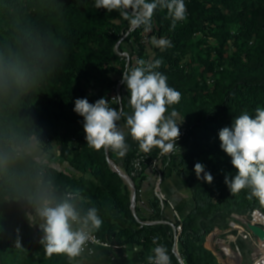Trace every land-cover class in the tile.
<instances>
[{"label": "trees", "instance_id": "1", "mask_svg": "<svg viewBox=\"0 0 264 264\" xmlns=\"http://www.w3.org/2000/svg\"><path fill=\"white\" fill-rule=\"evenodd\" d=\"M93 4L94 0H0V264H75V258L66 255H45L40 244L43 221L36 214L45 199L54 205L68 193L75 194L81 215L90 207L99 210L103 224L94 232L117 246L116 259L108 258L109 264L147 260L155 236L167 248L171 264H181L173 253L174 225L179 220L166 213L168 207L157 196L146 212L141 210V181L131 176L135 151L121 161L111 150L89 148L83 117L73 111L77 98L94 103L109 94V101L127 66V57L122 56L125 42L131 50L129 66L137 59L150 60L143 43L145 31L130 27L117 11L95 9ZM185 5L186 19L172 31L166 10L158 8L147 35L150 45L153 36L172 43L164 51L151 45V60L162 58L157 70L181 93L180 102L168 112L174 109L183 118L178 126L186 135L177 146L189 144L187 153L176 154L177 147L161 161L173 156L179 160L195 204L181 223L178 250L184 263L220 264L206 238L212 239L216 226L226 228L231 214L263 206L247 198L248 189L230 192L225 175L234 176L236 169L213 141L219 140L222 128L232 126L235 116L247 111L254 117L255 109L264 107V0H185ZM207 42L213 52L205 58L197 48ZM188 56L199 64L187 72L182 61ZM207 73L214 84L205 94L190 99L182 94L198 75ZM122 98L125 112L129 100L125 84ZM34 137L44 149L56 145L73 173L42 164L25 150ZM151 152L152 157L161 153L159 148ZM109 159L132 177L134 210L133 189ZM197 162L213 176L211 184L197 179ZM147 220L161 223L142 224ZM135 246L138 250L133 252Z\"/></svg>", "mask_w": 264, "mask_h": 264}, {"label": "clouds", "instance_id": "2", "mask_svg": "<svg viewBox=\"0 0 264 264\" xmlns=\"http://www.w3.org/2000/svg\"><path fill=\"white\" fill-rule=\"evenodd\" d=\"M93 7L109 13L117 11L130 27L145 32L151 31L158 8L166 10L167 18L171 20L169 31L187 15L184 0H94ZM151 44L161 51L172 47L166 37L153 36ZM162 63V58L137 59L135 66H126L122 71L121 83L129 92L131 114L124 112L121 104L118 109L110 106L104 97L94 103L87 98L75 100L73 111L83 117V131L89 148L97 152L111 150L123 156L129 148L126 136H130L144 153L153 148H159L161 154L177 149L181 135L178 122L183 118L176 110L169 113L168 109L180 102L181 93L170 87L166 75L157 70ZM116 98L122 103L123 98ZM122 119L125 120L123 126L118 124ZM218 135L222 150L231 157V164L236 169L234 176L225 175L226 186L233 195L248 189L247 198H255L264 205V107L258 106L254 117L247 111L235 116L232 126L222 128ZM194 171L197 179L203 178L209 184L213 182V176L205 171L202 163L197 162ZM75 199L68 193L61 202L53 205L45 199L36 209L43 221L39 225L43 231L40 244L48 257L62 254L73 259L81 255L85 245L94 240L93 231H98L103 224L96 207H90L81 215ZM159 240V236L153 238L154 247L146 258L147 264H170L168 250ZM16 243L19 246V239ZM257 264L262 262L257 261Z\"/></svg>", "mask_w": 264, "mask_h": 264}, {"label": "rangeland", "instance_id": "3", "mask_svg": "<svg viewBox=\"0 0 264 264\" xmlns=\"http://www.w3.org/2000/svg\"><path fill=\"white\" fill-rule=\"evenodd\" d=\"M149 32L144 33L143 43L145 44V49H147L146 50L147 54L150 56V60H151L154 55H153V49L151 48L152 44L150 45V43H148L149 40H148L147 35ZM123 48H124V50H126L125 53L122 54L120 51H119V53L122 54L123 57H127V66H129L130 62L132 61L129 58V54L131 52L130 46H128L127 43L125 42L123 45ZM210 49H212V47L207 42L203 46L198 47L197 51L201 52L205 58H208L209 54L213 52V51H210ZM234 50H235L234 47L230 48L227 51L228 55L229 54L231 55L234 52ZM214 59L215 58H213V60ZM133 60H136V55L134 56ZM198 64H199L198 61H194V63H191V56L186 57L182 61V66H185V68H187V72L189 71L190 66L194 67V66H198ZM213 84H214V80L212 78L211 73L204 74L203 76L198 75L196 77V80L194 81V83L187 85L186 88L184 89L185 92H182V94L184 96H186L188 99H190L191 97L195 96V94H198V93L205 94L206 93V87L207 86L212 87ZM108 97H109V94H108L106 99H108ZM180 133H181V135H180L178 140H180L181 138H183L186 135V130L180 129ZM213 142L218 148L222 149L220 146L221 142L218 139L214 140ZM188 147H189V144L180 147L179 148L180 150L179 149L176 150V154L177 153L178 154L187 153L189 151ZM25 150H27L33 157H35L42 164H46V165L52 164L53 166H55L56 168H58L60 170H65L69 173H73V169L70 167V165L62 157H60L58 155V148L56 145H53L49 149H44L39 144L38 139L36 137H34L31 140V142L28 145H26ZM138 150L139 149H134V151H135L134 153L136 154V151H138ZM167 165H170L173 174H175L176 176H182V169L180 167L179 160H177V158L173 156L172 159H169V160L164 161V162L160 161V163L158 164V168L162 172V181L164 179V172H165L164 169L167 167ZM147 169L153 171L154 181H155L153 184V190H154V193L156 195V187H157L156 186V184H157L156 180L158 179V174H157L156 170L154 169V167L149 162L146 163L145 168L135 177L138 178L139 181H141V183H142L146 179L145 173H146ZM180 179H181V177H180ZM165 181L160 183L161 190L164 194H165ZM127 185L129 187H131L128 183H127ZM174 186L176 187V185H174ZM133 187H134V182H133ZM133 187H131V188L133 189ZM133 190H135V189H133ZM168 209H170V208H168ZM255 211L261 213L263 216L264 215V205L261 207H257L254 210H252L251 212H247L244 214H240V213L231 214L226 221V223H227L226 228H223L221 226H216L214 228V230L212 231V232L217 231L215 234H213V236H212L213 239L208 240L206 238V243H207L208 248L212 252H214V254L217 256L220 264H223L219 258V254H218L219 247H221V246H226L230 249V251H232L234 257L236 258V260H238V264H255L256 261L264 258V255H262L264 251L262 253L260 252L259 249H257L258 250L257 251L256 247L253 244V241L251 239H249V237H246L247 232L250 231L249 225H258V224H256L254 216H253V213ZM170 212H171L170 213L171 216L173 217V213H172L171 209H170ZM255 216H256L257 221H261L260 218H258V216H261L260 214L257 213ZM211 243H213V247H212ZM261 244H263V246H264V241H261ZM263 264H264V262H263Z\"/></svg>", "mask_w": 264, "mask_h": 264}, {"label": "built area", "instance_id": "4", "mask_svg": "<svg viewBox=\"0 0 264 264\" xmlns=\"http://www.w3.org/2000/svg\"><path fill=\"white\" fill-rule=\"evenodd\" d=\"M184 2H185V0H184ZM121 80L122 79H119L117 81V83L115 84V86H114V88L110 94V99H109L110 106H113L117 109L120 107L119 104H121V107L123 108V104L121 103V101L118 98H116V97L122 98L123 83H121ZM163 157H164V154H161V153L157 157H152V152L144 153L139 149L138 151H136V154L131 161V165H132L131 176L138 175L145 168V165L148 162L156 170V172L158 174V179L156 180L157 181L156 196L160 199L162 206L164 205V207L167 206L168 208H170L172 210L174 218L179 220V222H180V224L174 225V246H173V249H176L178 251V255H177L179 257L178 259L181 260V262H183V264H185L184 260L181 257V254L179 253V250H178V240H179V235L182 232V224L181 223H182L183 219L180 217V214L175 209L173 203L164 195V193L161 190V186H160V183L162 182V172L158 168V164L160 163V161ZM131 176H129V177H131ZM72 194L75 196L74 193H72ZM255 212H257V211H255ZM254 213H253V215H254ZM167 222H169V221H167ZM167 222H163V223H167ZM158 223H161V222L150 221V220L142 221V224H158ZM256 224H258L259 226H261L264 229V225L262 224V222H256ZM93 236H94V240L89 241L85 245L84 251L81 253V255L75 257V259L82 257V256H87V257L95 256L97 254V252L100 251L101 247L108 248V253H107L108 258H111L113 260L116 259V256L113 253V250H115L117 248L116 244L113 242L103 241L100 237H98V235L94 231H93ZM246 237H249V239H251L253 241V244L256 247V250L259 249L261 253L264 251V246H263V244H261V239L258 236H256L251 229L249 232H247ZM137 250H138V247L135 246L133 249V252L137 251ZM168 255H169L170 264H171V255L169 253H168ZM262 255H264V252ZM125 256L131 257L130 252H126ZM256 263H257V261H256ZM138 264H147V260H145V261L139 260Z\"/></svg>", "mask_w": 264, "mask_h": 264}, {"label": "crops", "instance_id": "5", "mask_svg": "<svg viewBox=\"0 0 264 264\" xmlns=\"http://www.w3.org/2000/svg\"><path fill=\"white\" fill-rule=\"evenodd\" d=\"M125 112L128 114H131L132 109L130 108L129 104L127 105ZM124 123H125V120L122 119L118 124L123 126ZM126 142L128 143L129 148L123 156L119 155L116 152H113L114 157L121 161L124 160V156H126L129 151L134 150V149H139L138 143L133 141L130 136H126ZM164 171L165 172H164L163 181L166 180L164 195L173 203L175 209L180 214V217L183 218L187 216L194 208L195 204L193 201L192 192L189 189L188 184H186V182L182 178V176H176L175 174H173L170 165H167ZM145 175H146V179L141 183V189L139 192L140 197H141V201L139 205L141 206L142 212L147 211L150 202L156 196L153 190V184L155 182L153 171L147 169ZM174 185H176V187ZM166 213L168 215H171L170 209L166 208ZM107 253H108V248L101 247L100 251H98L95 256H92V257L82 256V257L76 258L75 263L76 264H86V263L87 264H109ZM172 264H175V263L173 262Z\"/></svg>", "mask_w": 264, "mask_h": 264}, {"label": "water", "instance_id": "6", "mask_svg": "<svg viewBox=\"0 0 264 264\" xmlns=\"http://www.w3.org/2000/svg\"><path fill=\"white\" fill-rule=\"evenodd\" d=\"M110 165L112 167V169L117 172L118 174L121 175V177L131 186L133 187V180L131 177H129L128 174H126V172H124V170L116 163L114 162L112 159H109ZM134 189V187H133ZM132 200H133V204H132V208L133 210L135 209V204H136V191L133 190V195H132ZM250 229L254 232V234L256 236H258L261 240H264V229L259 226V225H250ZM173 253L177 256L178 255V251L176 249H173ZM178 257V256H177ZM179 258V257H178ZM181 262V260H180ZM181 264H183V262H181Z\"/></svg>", "mask_w": 264, "mask_h": 264}, {"label": "bare ground", "instance_id": "7", "mask_svg": "<svg viewBox=\"0 0 264 264\" xmlns=\"http://www.w3.org/2000/svg\"><path fill=\"white\" fill-rule=\"evenodd\" d=\"M260 214L259 212H255L254 213V219L256 220V214ZM261 216H258V218H260L261 221H255V222H262V224L264 225V215L262 216V214H260ZM250 226V225H249ZM213 239V238H212ZM261 241H264V240H261ZM212 247H213V243H212ZM218 254H219V258L221 260V262L223 264H238V260H236V258L234 257L232 251H230V249L226 246H221L219 247V251H218ZM258 261H261L262 264L264 262V258L258 260ZM257 264V263H256Z\"/></svg>", "mask_w": 264, "mask_h": 264}]
</instances>
